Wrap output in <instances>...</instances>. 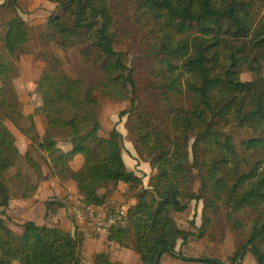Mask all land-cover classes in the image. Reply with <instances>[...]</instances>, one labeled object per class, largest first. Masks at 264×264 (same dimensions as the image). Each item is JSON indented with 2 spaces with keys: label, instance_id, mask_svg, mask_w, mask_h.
<instances>
[{
  "label": "trees",
  "instance_id": "1",
  "mask_svg": "<svg viewBox=\"0 0 264 264\" xmlns=\"http://www.w3.org/2000/svg\"><path fill=\"white\" fill-rule=\"evenodd\" d=\"M49 1L59 12L39 31L42 59L77 49L85 65L82 90L63 73H45L37 87V92L45 86L54 93L63 85L71 97L48 115L69 111L63 137L68 149L57 147L54 130L43 125L41 136L32 117L20 112L13 80L21 57L30 52L31 37L17 0L1 5L0 87L5 102L0 110L23 122L21 130L48 154L54 168L63 171L72 160L80 161L75 174L91 183L87 206L104 205L107 195L99 196L98 188L119 183L128 184L138 198L129 214H146L151 204L153 224L166 208L179 213L189 202L203 201L199 237L175 221L166 234L151 240L144 241L140 229L136 232L134 251L144 264H160L165 255L184 264H224L209 255L177 252L178 243L186 246L204 231L209 234L220 211L237 224L247 208L262 210L263 220L254 223L243 248L264 264V0ZM133 25L136 29L129 32ZM122 42L127 45L118 46ZM106 103L126 106L120 114L127 116L125 139L116 127L98 136L95 109ZM235 135L239 146L254 152H238ZM124 140L152 168L147 189L125 164ZM19 155L0 118L1 207L9 205L12 188L23 176ZM12 168L16 172L9 178ZM197 179L201 186L195 190ZM22 226L16 233L0 218V264H84L76 235L31 220ZM128 238V229H120L109 240L122 245ZM92 261L120 264L104 252L94 254Z\"/></svg>",
  "mask_w": 264,
  "mask_h": 264
},
{
  "label": "rangeland",
  "instance_id": "2",
  "mask_svg": "<svg viewBox=\"0 0 264 264\" xmlns=\"http://www.w3.org/2000/svg\"><path fill=\"white\" fill-rule=\"evenodd\" d=\"M21 10L24 13L26 21V29L31 37L29 45V54L21 57L18 69L19 73L14 76V86L19 95L22 107L20 112L26 117H32V122L38 127V133L43 136L45 126L54 130L58 140L57 147L66 151L68 149L63 137L68 134L67 122L70 117L69 111L64 116H53L49 118L50 112L66 102H70V96L65 93L64 86L58 87L56 92H52L49 88L43 86L37 92L38 84L41 82L43 75H55L63 73L72 80L74 86L78 90L85 88V79L82 71L85 65L80 58L77 49H71L68 52H61L55 59L51 58L47 62L42 59L44 45L39 38V31L47 22L50 15H56L59 10L56 5L49 0H17ZM0 0V34L4 31L2 24ZM264 15V9L262 10ZM136 29V26H130L129 32ZM126 43H119L118 46H125ZM1 52V42H0ZM17 66V62L15 63ZM5 102L3 90L0 87V106ZM68 109V107L66 108ZM126 109L123 103L101 104L95 109L100 120L98 136H106L114 127H116L123 135L127 134L125 124L127 116L121 118L120 114ZM0 118L7 128L8 141L11 146H15L19 150L17 162L22 164L23 176L16 186L12 188L10 194V203L7 207L0 206V218L7 226L16 233L23 231L22 224L26 220L34 221L39 226H48L63 229L68 232L72 224L74 228L84 226L83 230H77L76 233L71 232L79 238L80 252L84 261L96 253H109L111 259L120 264H144L140 260V256L134 251V243L136 242V232L139 229L143 233V240H151L157 234H166L170 221L175 223L182 229L192 231L199 237V227L202 224L203 201H191L188 203L184 212L176 213L166 208L158 215V222L153 224L150 220L151 204L148 205L146 214L130 215V209L137 203L136 192L129 190L128 184L119 183L115 186H106L98 188V195H107L104 205L85 204L86 192L90 187V180L86 177H79L76 171L80 170V161L72 160L70 166L61 171V167L54 168L48 154L34 142L20 126L23 122L6 117L5 113L0 110ZM29 123V121H26ZM45 125V126H43ZM125 139V136H123ZM71 139L68 137L67 140ZM194 139L191 140L192 145ZM234 143L238 152L243 155H249L254 152L246 150V147L239 146V140L234 136ZM123 158L126 160V166L131 172L141 177L144 187L147 189L149 177L152 173L150 164L141 162L137 159L136 153L131 143L124 140ZM41 157V159H40ZM244 165V163H242ZM264 163L260 168L262 171ZM16 172L12 168L9 172V178ZM199 179L194 184L195 190L200 188ZM53 203L51 209L47 208V204ZM110 209L108 212L104 208ZM116 208L113 212V208ZM121 208L123 216L120 220L108 223L103 221L105 235L99 234L95 230V221L100 213L103 218L108 215H119L117 209ZM155 209V208H154ZM224 211L216 216L213 230L204 234L201 238H193L186 246L178 243L177 252L192 257H201L209 255L211 257L222 260L224 264H258L256 258L248 248L244 249L248 234L254 225L262 223L263 211L254 208H247L243 211L238 219V223L228 221ZM79 220H83L80 222ZM102 222V221H101ZM105 225H107L105 227ZM128 229L129 238L122 245L109 240L114 230ZM70 232V231H69ZM141 233V235H142ZM160 264H184L176 257L165 255Z\"/></svg>",
  "mask_w": 264,
  "mask_h": 264
},
{
  "label": "built area",
  "instance_id": "3",
  "mask_svg": "<svg viewBox=\"0 0 264 264\" xmlns=\"http://www.w3.org/2000/svg\"><path fill=\"white\" fill-rule=\"evenodd\" d=\"M104 209L107 212L110 210V209H107L106 207ZM112 210H113V212H115L116 208L114 207ZM117 214H119V215H117V216L108 215L106 218H103V216H101L100 213H98V216L96 218L95 225H94L96 232H98L99 234L105 235L106 231L103 228V225H104L103 221H107L108 223H111L113 221L120 220L122 218L121 216H123V214H124L121 208L117 209ZM79 221L82 222L83 220H79ZM106 226L107 225H105V227Z\"/></svg>",
  "mask_w": 264,
  "mask_h": 264
},
{
  "label": "crops",
  "instance_id": "4",
  "mask_svg": "<svg viewBox=\"0 0 264 264\" xmlns=\"http://www.w3.org/2000/svg\"><path fill=\"white\" fill-rule=\"evenodd\" d=\"M56 8H57V6H56ZM123 135V134H122ZM123 136H125V135H123ZM124 161H125V164H126V160H125V158H124ZM84 226L85 225H83V226H78L79 228L78 229H76V228H74L75 227V225L74 224H72V227H71V229L69 230L70 232H73V233H76L77 232V230H83L84 229ZM92 254H91V256L89 257V260H87V261H84V257H83V261H84V264H93V261H92ZM113 260V259H112ZM114 261V260H113ZM117 261V260H116ZM115 261V262H116ZM119 262V261H118Z\"/></svg>",
  "mask_w": 264,
  "mask_h": 264
}]
</instances>
